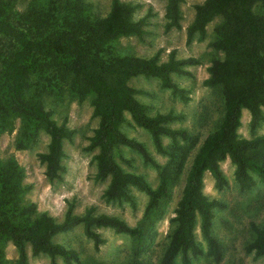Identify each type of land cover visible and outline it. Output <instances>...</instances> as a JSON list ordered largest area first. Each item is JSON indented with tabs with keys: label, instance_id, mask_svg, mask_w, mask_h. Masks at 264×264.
Here are the masks:
<instances>
[{
	"label": "trees",
	"instance_id": "obj_1",
	"mask_svg": "<svg viewBox=\"0 0 264 264\" xmlns=\"http://www.w3.org/2000/svg\"><path fill=\"white\" fill-rule=\"evenodd\" d=\"M16 1L0 0L1 130L10 126L11 117L15 115L28 120L29 133L34 131L33 125L41 128L49 142L46 152L38 154L39 159L46 165V176L51 180L59 179L64 169L61 164L63 142L71 138L74 131L51 116L39 94L27 97L25 93L35 78L39 83L51 75L59 78L56 72L63 77L70 76L71 94L79 100L92 96L93 114L98 117L97 127L89 139L90 148H98L95 177L109 179L103 191L104 198L107 201L125 200L133 205L129 190L134 185L147 194L148 203L146 221L134 226L116 215L96 213L93 206L81 214L76 213L73 202L67 203L63 219L55 221L45 213L36 214L35 203L14 207L17 194L21 192L20 172L15 163L10 162L0 174V207L13 212L0 216V237L11 239L18 254V264H28L27 242L33 255L47 254L50 264H55L56 256L62 257L66 264H82L76 250L53 241L57 233L78 224H82L84 234L96 247L104 241L96 228L111 227L132 236L140 250L148 236V223L154 216L161 215V209L171 196L178 171L176 162H172L161 172L158 184L152 187L143 174L128 172L118 164L113 149L122 144L138 151L145 162L159 166L142 142L122 133L120 126L124 113L129 112L134 122L148 131L157 152L167 154L173 161L182 149L177 138L191 141L194 136L186 129L167 125L182 118L181 114H148L128 81L139 75L157 77L163 86L187 100L188 91L173 81L171 74H190L184 67L197 65L200 60L177 58L173 52L166 61L158 62L157 54L141 57L113 51L112 44L120 37H142L145 33L144 17L135 20L134 7L122 0H111L108 13L100 18L91 16V6L84 0H31L23 12L14 15ZM181 1L166 0V30L181 26ZM256 3L264 6V0H204L195 6L194 18L187 27L188 41L195 34L202 39L206 25L214 17H222L221 23L215 26L216 36L211 45L222 51L223 56L211 62L204 84L221 89L223 113L218 125L202 140L186 172L174 210V227L160 264H174L178 256L180 264H192L191 257L203 254L195 236L198 221L207 244L206 255L215 262L222 260V243L211 231L213 208L221 203L204 193L206 172L214 178L217 188H223L226 178L220 162L229 158L235 165L234 179L241 190L255 185L253 173L264 184V134L250 138L238 135L244 109L250 114L252 129L264 120V13L254 11ZM162 136L173 139L177 152L166 149ZM251 228L254 237L246 243L244 250L255 256L264 255V226L252 224ZM137 264H147V260Z\"/></svg>",
	"mask_w": 264,
	"mask_h": 264
},
{
	"label": "rangeland",
	"instance_id": "obj_2",
	"mask_svg": "<svg viewBox=\"0 0 264 264\" xmlns=\"http://www.w3.org/2000/svg\"><path fill=\"white\" fill-rule=\"evenodd\" d=\"M28 1L17 0L14 15L25 10ZM56 1V0H55ZM63 0H60V2ZM91 6L93 18L104 17L111 5V0H84ZM134 7L135 20L144 17L145 33L142 37L136 35L122 36L112 44L113 51L120 54H132L141 57L158 55V62H164L174 52L177 58L196 57L197 65H187L184 68L190 74L172 73L171 77L180 87L188 92V99L183 100L165 87L157 77L139 75L129 79L128 85L136 90V98L145 104L150 115L173 112L181 114L182 118L167 123L171 128H183L193 134L191 141L178 137L182 149L178 158L173 161L164 153L157 152L148 131L137 125L129 112L124 113V121L120 129L130 138L142 142L150 152L158 167L143 160L141 154L126 145H116L113 149L118 164L128 172L141 173L152 187L160 181L163 173L172 162L178 171V180L171 189V196L163 206L160 216H154L148 224V236L140 250L136 248L135 239L127 233L117 232L111 227H98L96 231L104 241L96 247L93 240L84 234L82 224L72 229L57 233L53 241L76 250L82 264H137L143 259L147 264H160L162 254L169 241V235L174 227L173 217L180 199L186 172L192 158L204 137L218 125L223 113V97L219 87L204 84L208 78V67L214 59L223 56L222 51L213 48L216 33L215 26L222 21L221 16L214 17L207 25L205 36L199 39L198 34L187 40V27L195 15V6L204 0H182L180 3L181 26L165 29L166 0H122ZM255 12L264 13V6L256 3ZM59 78L53 75L47 80L35 78L29 85L27 97L39 94L46 109L58 122H64L74 132L63 142L64 156L61 164L64 167L59 179H49L46 165L41 162L38 154L46 152L49 142L48 135L33 125L29 133L28 120L21 116H12L10 126L0 128V174L14 162L20 172L19 191L14 207L36 204V214L45 213L55 221H61L67 209V203L73 202L74 212L83 213L93 206L96 213L116 215L129 225L144 223L148 203L147 194L138 187L131 185L130 193L134 204L128 201H107L103 191L108 178L98 180L96 174L95 155L98 148H90V136L98 124V117L93 114L92 96L79 100L71 94L72 79L70 76ZM42 82V83H41ZM264 113V106H262ZM243 118L238 129L240 137H253L264 134V120L252 129L250 114L242 112ZM24 139V142L19 141ZM166 149L176 151L174 141L169 136H162ZM177 152V151H176ZM220 168L226 178L223 188L215 186L214 178L209 172L204 175V193L209 199L218 200L221 205L213 208V225L211 231L223 247V257L215 262L206 255L207 244L195 227V236L202 248L203 254L191 257L192 264H264V255L255 256L247 253L244 247L253 237L252 224L264 226V184L253 173L255 185L248 190H241L234 179L235 165L229 158L220 162ZM2 175V174H1ZM11 210L0 207V216H7ZM35 214V213H34ZM33 214V215H34ZM32 215V217H33ZM14 217V213L12 218ZM28 264H50L51 259L45 253L33 255L30 243H26ZM1 264H18V254L11 239L0 237ZM55 264H66L62 257L56 256ZM174 264H180L178 256Z\"/></svg>",
	"mask_w": 264,
	"mask_h": 264
},
{
	"label": "crops",
	"instance_id": "obj_3",
	"mask_svg": "<svg viewBox=\"0 0 264 264\" xmlns=\"http://www.w3.org/2000/svg\"><path fill=\"white\" fill-rule=\"evenodd\" d=\"M244 110H246V109H244ZM249 113V112H248Z\"/></svg>",
	"mask_w": 264,
	"mask_h": 264
}]
</instances>
